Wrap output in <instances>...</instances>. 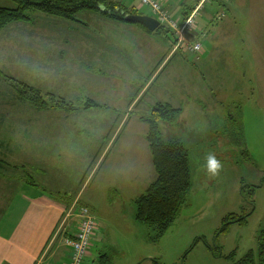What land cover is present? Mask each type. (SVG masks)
Wrapping results in <instances>:
<instances>
[{"label": "rangeland", "instance_id": "rangeland-1", "mask_svg": "<svg viewBox=\"0 0 264 264\" xmlns=\"http://www.w3.org/2000/svg\"><path fill=\"white\" fill-rule=\"evenodd\" d=\"M234 2L236 14L231 15L235 30L227 39L218 40V50L223 54L220 57L224 58L221 74L217 73L218 77L208 83L206 92L202 90L205 98L213 96L211 110L206 108L207 103L195 101L193 95L199 94L192 83L197 73L186 66L179 67L178 58L183 55L179 52L170 56V61L163 63L165 57L160 61L163 48L159 38L142 29L130 34V30L139 27L135 23L110 24L113 21L86 9L76 14L82 23H72L73 27L53 23L44 29L37 24L14 23L0 31V72L80 106L77 111L67 112L68 118H64L63 110L42 109L46 113L60 111L58 117L51 112L44 115L42 124L92 127L98 138L110 117L122 114V125L114 130L120 136L111 148L94 152L88 149L94 144L83 143L72 152L70 142L69 147L66 144L67 151L60 156L56 153L58 164H52V172L48 166L46 172L34 175V179L42 178L41 188L46 185L44 179L67 186L73 195L82 188L80 202L89 206L102 222L98 233L102 244L91 248L92 255L83 264H98L101 253L110 254V264H233L234 259L256 249L258 231L264 222V0ZM15 5L12 0H0V6ZM151 11L147 6L140 8L144 14ZM36 12L30 10L29 14L37 19L38 15L33 17ZM224 15L222 12L220 19ZM51 30L72 31L75 37L63 33L59 37ZM114 34L119 38L115 39ZM166 34L173 37L171 33L162 35ZM188 34L185 41H194ZM65 38L70 43H64ZM124 39H129L134 51ZM193 63L191 60L190 65ZM156 68L160 70L155 74ZM2 80L0 74V83ZM163 83L165 88L156 96L165 95L168 102L181 108L174 124H162L163 137L176 135L185 142L190 154L192 187L189 203L174 224L153 240L150 226L136 220L135 197L146 190L142 183L153 181L156 172L146 141L138 138L133 129L147 132L148 125L138 118L150 113L146 103ZM222 85L225 86L220 88ZM8 87L6 82L0 84L2 90ZM198 87H203V81ZM88 97L110 109L82 110ZM29 105H12L9 110L35 111ZM88 133L81 138L91 137ZM210 157L222 165L215 175L209 171ZM243 183L247 188L261 186L250 197L247 189L246 195L242 193ZM248 212L252 213L247 224L233 223L228 232L219 231L229 213ZM233 251L235 257L231 259L228 255Z\"/></svg>", "mask_w": 264, "mask_h": 264}, {"label": "crops", "instance_id": "crops-1", "mask_svg": "<svg viewBox=\"0 0 264 264\" xmlns=\"http://www.w3.org/2000/svg\"><path fill=\"white\" fill-rule=\"evenodd\" d=\"M193 1L163 0L171 17L178 21L184 18L185 12L189 10ZM135 3L137 4V8H142L137 0ZM234 7H237L234 0H211L202 9L203 12L198 16L193 31H190L188 34V38L199 40L203 43L204 50L199 55L184 48H175V44L173 43L174 37L169 38L156 31H150L137 23L135 25L139 27L133 28L134 31L130 30L129 33L135 34V29H142L145 32H151L150 34L159 38L158 43L161 49L163 48L162 55L159 58L161 61L165 57L162 61L163 63L170 61L175 54L180 52L183 56L178 58L179 67L183 65L197 73V77L194 78L192 83V87L195 86L199 94V97L193 95L195 101L200 100L203 103H207L206 108L209 107L211 110L213 109L211 106L213 96L205 98L202 90L204 89V92H206V88L209 89L208 83L213 82L214 76L218 77L217 73H220L224 58L220 57L223 54L218 50L220 48L218 40L219 38L227 39L228 34L235 30V22L234 18H232V15L234 14V17L236 14ZM222 12H225V15L220 19L218 15ZM228 17L230 18L225 20ZM103 19L106 18L103 17ZM56 21L52 20L50 22L48 20L43 22L42 17L38 16L31 23L45 29V27L51 28L53 23L62 24V22ZM108 23L115 24L114 21ZM24 25L29 24L24 23ZM62 25L65 26V24ZM73 25L69 22L65 27H73ZM54 33H59V37H62L63 34L71 38L75 37L72 31L65 30L64 32ZM3 35L6 36V34ZM115 35L114 38L118 39L119 36L115 37ZM49 37L52 38V34ZM123 41L127 47L134 51V47L129 39H124ZM64 43L70 42L65 38ZM186 53H190L191 56L187 57ZM191 60L194 62L192 65H190ZM166 66L167 64L164 65V68ZM159 70L156 68L155 74ZM174 70L177 71L178 68L175 67ZM201 81H203V87H198ZM224 86L222 85L220 88ZM164 88L165 83H163L157 92H154L152 99L147 101L146 105L150 109L157 102H168L165 95L157 97ZM184 94L185 92L183 96ZM164 98L166 99L163 100ZM174 98L179 99L177 96ZM0 103H2L0 107V159L9 162V165L0 172V264H67L72 254V247L66 244L65 238L73 237L78 229L77 206H73V203L81 200L79 194L83 193L82 188L79 194L73 195L74 191H69L67 186L60 185L56 181H48L44 178L46 185L43 184L44 186L41 188L39 183L42 181V178L39 179L37 176V179H34V175H38L39 171L46 172V168H49L48 166H50L49 171L52 172L54 170L52 169V164L55 163V167L58 164L56 153L60 156L61 152L67 151L66 144L69 147L70 142L72 143V149L70 150L72 152L77 149V146L81 148L83 143H87L85 145L94 144V147L91 144V148L88 147L89 150L94 152L108 150L119 138L120 135L118 134L117 136L114 130H116L115 128L119 124L118 128H120L122 123H113L112 120L116 118L115 114V116L110 117V122L105 130L102 131L100 137L96 138L98 134L93 132L92 127L67 126L59 128L57 125L51 126L49 124L47 126L42 124L44 115H51V111L49 113L42 112L31 105L29 106L34 108L35 111L9 110V106L12 105L25 107L26 102L21 99L0 97ZM171 104L174 105V103ZM99 109L107 111L106 108ZM51 113L55 117L60 115V111H52ZM63 113L64 118H68L66 116L67 112L64 111ZM138 120L140 119L138 118ZM85 132H89L88 134L91 137H85L86 139L81 138ZM133 132L138 138L144 139L148 146L145 130L139 131V129H133ZM53 155L55 158H52ZM127 158L132 161L129 153H127ZM130 171H132L131 168ZM27 175L33 177L38 185L30 184L27 181ZM137 182L138 179L136 180ZM148 185L149 183L145 185L142 183L143 188H147ZM58 193H64V195L58 196ZM70 199H73L74 202L67 203ZM96 221L97 227L92 237L91 248L99 247V244H102V238L98 234L102 222L97 218ZM91 248L86 258L92 255Z\"/></svg>", "mask_w": 264, "mask_h": 264}, {"label": "trees", "instance_id": "trees-1", "mask_svg": "<svg viewBox=\"0 0 264 264\" xmlns=\"http://www.w3.org/2000/svg\"><path fill=\"white\" fill-rule=\"evenodd\" d=\"M12 1L16 4L15 6H0V31L14 23L22 22L30 24L34 20L29 14L30 10L37 11L34 13L33 17L38 15L42 17L43 22L57 20L56 22H62L65 26L69 24V22L82 23V21L76 18V14L86 9L90 12L98 13L108 20L119 23H130L125 19L128 14H144L140 12V8H137V4L135 3L136 0ZM158 1L162 4L163 9L170 14L163 0ZM137 2L139 4L140 1L137 0ZM190 9L191 6L189 10L185 12L184 19L189 15ZM148 15L156 16L152 11L151 14ZM156 32L160 34L171 33L174 38L169 37L167 34L165 36L173 38L174 41L176 40L172 30L165 25L161 24ZM0 74L4 78V81L2 80L0 84L4 85V82H6L9 85V89H0L1 97L21 99L37 110L54 108L71 112L77 111L80 107L78 106L79 104L71 101V99H66L50 91H43L41 88L17 79L12 75H7L3 72H0ZM11 88H13L14 91ZM81 106L83 107L82 110H90L92 108L109 109L105 104L91 97H88ZM179 112V107H175L169 102L160 101L152 106L148 115H141L139 117L140 121L148 125L145 138L148 142L156 177L149 183L146 190L135 199L136 220L150 226L154 233L151 235V239L153 240H158L167 232L180 215L183 207L186 206L190 200L189 194L192 187V171L189 150L182 138L176 135L163 137L162 124H174L178 119ZM121 115V113H116V118L113 119V123L119 124L122 121ZM7 165H9V162L0 159V172H2ZM27 181L30 184L38 185L33 177H27ZM261 184H264V179ZM247 186L248 188L243 183L242 193L246 195L244 191L247 189V194L253 197L256 190L255 188L261 185L254 187ZM73 201V199H70L67 203H72ZM78 201L80 202L81 200ZM79 205L89 208V206L81 202ZM78 208L79 207H77V214ZM89 210L91 211L90 208ZM251 213L252 212L244 214L229 213L223 219V224L219 231L228 232L233 223L242 225L247 224L248 216ZM91 246L92 241L87 254L90 252ZM86 256L83 263L86 260ZM228 257L234 259L235 252L233 251ZM110 262V254L101 253L99 255L98 264H110ZM155 262L158 264V261ZM233 264H264V222L258 231L256 249L248 250L240 259H234Z\"/></svg>", "mask_w": 264, "mask_h": 264}, {"label": "built area", "instance_id": "built-area-1", "mask_svg": "<svg viewBox=\"0 0 264 264\" xmlns=\"http://www.w3.org/2000/svg\"><path fill=\"white\" fill-rule=\"evenodd\" d=\"M139 1L141 5L149 6L162 24L174 30L177 37L176 47L183 45L197 54L202 52L204 45L201 41L196 40L190 42L187 39L185 41V37L187 33L195 27L197 18L201 14L202 9L211 0H194L189 15L183 21L172 18L170 14L163 9L162 4L158 0ZM218 18H220V15H218ZM77 216L79 218V224L76 234L74 237L65 238L66 244L72 247L71 260L68 264H83V260L87 255L97 227V221L88 207L79 206Z\"/></svg>", "mask_w": 264, "mask_h": 264}, {"label": "water", "instance_id": "water-1", "mask_svg": "<svg viewBox=\"0 0 264 264\" xmlns=\"http://www.w3.org/2000/svg\"><path fill=\"white\" fill-rule=\"evenodd\" d=\"M125 19L130 23H137L150 31H155L160 26V21L148 14H128Z\"/></svg>", "mask_w": 264, "mask_h": 264}, {"label": "clouds", "instance_id": "clouds-1", "mask_svg": "<svg viewBox=\"0 0 264 264\" xmlns=\"http://www.w3.org/2000/svg\"><path fill=\"white\" fill-rule=\"evenodd\" d=\"M221 167V163L217 161L214 157L209 158V171L213 175H215Z\"/></svg>", "mask_w": 264, "mask_h": 264}]
</instances>
